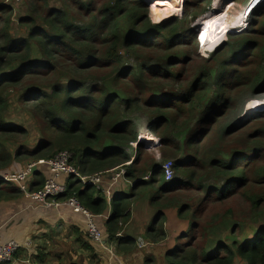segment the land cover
I'll use <instances>...</instances> for the list:
<instances>
[{
    "label": "trees",
    "instance_id": "1",
    "mask_svg": "<svg viewBox=\"0 0 264 264\" xmlns=\"http://www.w3.org/2000/svg\"><path fill=\"white\" fill-rule=\"evenodd\" d=\"M170 1L161 6L166 16L174 12ZM201 1L184 0L181 17L153 23L144 0H58L60 9L50 8V0H29L28 14L16 19L25 36L16 37L12 5L18 3L0 0V170L13 162L47 161L61 151L71 153L72 164L88 176L122 168L130 193L111 201L107 237L96 221L104 241H115L119 252H136L135 241L116 235L130 221L132 203L151 190L150 206L175 204L177 218L191 222L189 233L178 235L176 246L161 254L168 261L161 258L159 264H234L236 259L264 264V223L220 232L197 221L209 204L264 186V107L251 101L264 96V0L248 16L247 28L230 36L188 79L174 70L189 56L182 48L195 41L189 21L204 15L205 9L198 10ZM210 14L214 24L217 16ZM121 51L132 64L123 62ZM104 68L110 74L97 80ZM10 87L23 89L42 122L37 146L21 145L14 153L4 142L27 131L4 120L3 91ZM142 132L158 138L163 152L174 157L171 181L138 141ZM212 133L215 139L204 151ZM36 170L30 191L44 183ZM182 191L184 201L176 195ZM19 192L0 185V198H16ZM72 194L95 216L107 210L101 191L75 178L68 179L62 198ZM245 198L252 209L264 203L263 192ZM166 220L157 210L144 237L162 242Z\"/></svg>",
    "mask_w": 264,
    "mask_h": 264
},
{
    "label": "rangeland",
    "instance_id": "2",
    "mask_svg": "<svg viewBox=\"0 0 264 264\" xmlns=\"http://www.w3.org/2000/svg\"><path fill=\"white\" fill-rule=\"evenodd\" d=\"M49 2V0H47ZM109 0H105V2H108ZM250 0H238V1H232V0H210L208 5H206L205 1H201L198 5V10L201 11V9H205V12L203 13L200 19L197 23H192L190 18V26L193 27V31L196 32L195 41L193 43H187V45L182 48V52H186L189 56L185 59L184 62L179 63L177 65V68L174 70L179 73L181 76H185L188 79H190L194 72L198 69L205 67L206 63L204 62L205 59L208 58V56L214 52L221 44L227 43L230 41V36H236L237 30L245 29L247 28V23L243 26V17L242 14L245 11L248 3ZM16 2V1H15ZM145 2L149 6V20L153 23H159L161 21H165L168 18H171L172 16H178L180 13H182V6L184 4V0H171L168 2V5L172 12L170 15L166 16V13L163 12V9H161V6L165 4L166 0H145ZM18 8L16 12V18L13 19L12 28L11 31L13 32V36L16 37H24L26 30L24 27H19L17 25L16 19L17 17H22L23 15H27V6H29V0H18ZM50 8L53 9H60L61 6L59 5L58 0H50L49 2ZM158 10V11H157ZM179 10V11H178ZM212 13L214 16L216 15V20L213 24V21H209L208 17ZM212 16V15H211ZM181 17V16H178ZM190 16H188L189 18ZM197 18V17H196ZM210 18V17H209ZM226 24L227 26H237L239 24L238 29H230L226 32L227 29H225L222 34L221 38L218 41H210L212 43V46L209 47L206 45V43H202V38L204 39V36L206 33H210L211 31H217L221 29L222 27L226 26L223 24ZM213 24V25H212ZM212 25V26H211ZM242 25V26H241ZM209 27V28H208ZM207 37H210L207 36ZM121 54L123 55V62L125 64H132L133 60L130 57H126V53L124 51H121ZM110 74L109 69H102L95 74L96 79L98 80L100 77H105L106 75ZM39 82L38 80L34 79L33 83ZM185 82V81H184ZM36 85H39L37 83ZM19 90V91H18ZM22 88L19 87H10L7 90L5 89L3 91V96L7 101V108L3 113L4 119H9L10 121H20V125L23 127L27 132L26 136L23 138H20L18 140H11L8 142H11L13 146H10L6 148L7 151H10L11 153H14V151L21 147V145L25 148H33L36 147L38 144V141L40 140L42 134L40 132V126H41V120L38 118L37 113L32 109V104H30L25 98L27 96H24L22 92ZM126 93L128 95L131 94V88L126 90ZM264 98V96H259L253 100L252 102H255V107H258L259 105H262L264 102H258L259 99ZM27 101V102H25ZM250 102V101H249ZM251 102V103H252ZM247 105L244 107V110L246 109ZM259 108V107H258ZM244 114V113H243ZM6 124H8L6 122ZM11 125V124H8ZM29 134H31L29 136ZM144 136L143 138H141ZM138 141L142 143V145L145 147L146 151L149 155H151L156 163L160 165V168L162 170V166L164 164L171 163V168L174 174L173 170V163H174V157L169 154H165L160 147L158 138L151 137L148 132H142L138 136ZM215 139V133L210 134L203 142L202 147L205 150H207L211 144L213 143ZM5 143V142H4ZM228 143V141H226ZM62 152V151H61ZM71 154V153H70ZM130 154L133 157V152H130ZM56 156V155H55ZM72 156V154H71ZM44 161V160H43ZM29 163L32 161H23V162H13L8 169L0 170V172H15L17 171V168L21 164ZM36 163V162H34ZM84 165V161H83ZM122 169V168H121ZM123 170V169H122ZM124 172V171H123ZM111 178H112V174ZM108 176V175H106ZM174 176V175H173ZM104 175L102 176V182L99 184L100 190H102V185L104 181ZM148 174L145 175L144 179H147ZM110 178V189L112 186H114L119 181H125L123 178L119 181L112 183ZM123 185V182H121V185L119 186L118 190L121 191V187ZM109 186V183L105 184V189ZM92 187V186H91ZM114 186L113 188H115ZM130 187V185H129ZM94 188V187H93ZM112 188V189H113ZM111 189V191H112ZM264 193V186L263 187H252L247 190H239L238 194L235 195L232 198L225 199L222 201H219L218 203H211L208 205V207L202 212V214L198 217L197 221L200 223L201 227L208 228V225L210 224V227L213 226L212 229H232V227L236 226H242L243 229H248L249 226H260L264 223V203L260 206L259 210L257 208H253L251 206V203L246 200L245 196H251L253 194L258 193ZM102 193V192H101ZM129 194V190L126 192ZM150 195L142 198L143 200V208L140 204L134 205L137 201L133 202L130 208V215L132 213V220L131 225L136 224L137 227L143 226V229H146L149 224L151 223V219L154 216V214L157 212V210H160L163 212L165 216L169 217H176L177 221L175 222V225L177 226L176 229H187L188 225L191 223L189 219H178L176 216V211L178 206L175 204H167L166 202H163L160 204V208L152 207L150 206L146 200L148 197V202L151 198L154 197V192L151 190L149 191ZM103 195V194H102ZM177 196H180L181 200L184 201L186 198V194L182 192L176 193ZM194 196V194H191ZM105 198V197H104ZM112 203V202H111ZM153 204H155V201H153ZM167 206V207H166ZM262 214V215H261ZM261 215V216H259ZM259 216V217H258ZM131 219V218H130ZM133 220H136L134 222ZM168 221H164L165 223ZM165 223L163 224V229H165ZM125 229V228H124ZM238 229V228H237ZM189 231H187V234ZM143 241V240H142ZM164 251V250H162ZM165 255V254H164ZM164 255H158L157 261L161 260L166 262L168 259L165 258Z\"/></svg>",
    "mask_w": 264,
    "mask_h": 264
},
{
    "label": "crops",
    "instance_id": "3",
    "mask_svg": "<svg viewBox=\"0 0 264 264\" xmlns=\"http://www.w3.org/2000/svg\"><path fill=\"white\" fill-rule=\"evenodd\" d=\"M12 0H4L5 3L11 4ZM12 5V4H11ZM13 14L16 15L18 5L13 6ZM5 122L11 125H20V121H10L4 119ZM31 134H29L30 136ZM6 148L13 146L11 142H5ZM32 163V162H30ZM29 163L21 164L18 170L24 169ZM35 170L43 176L44 181L49 176L46 165H36ZM108 175V176H106ZM104 175L102 185L103 197H105L106 212L102 214L98 224L102 231L106 234L107 220L109 219L113 202L117 197L127 194L131 185L127 181H119L110 189V174ZM29 186L34 182L32 175ZM123 182L121 191L118 190ZM109 186L105 189V184ZM3 185V184H0ZM12 185V184H8ZM130 185V187H129ZM11 187V186H9ZM13 188L18 189L16 185ZM146 197V196H144ZM143 198V197H142ZM137 201L134 205L140 204L143 208V199ZM146 202L148 203V197ZM165 223V239L159 243H151L144 237L145 231L143 226L137 227L136 224L131 225V219L123 229L120 238H129L135 241L136 252H119L117 243L113 240H108L100 244H95L86 238V225L84 220L77 214H74L66 209H44L36 205L33 201L23 197L19 192L16 198H0V234L3 241L13 240L20 244L26 241H31L29 247L19 249L10 264H145V261H150L153 264L157 262V256L171 250L175 244V238L178 235L188 231V229H176V217H167ZM136 222V220H133ZM222 232V229H216ZM214 231H210L209 238L213 237ZM143 240V241H142ZM144 243L143 248L138 247V242ZM164 250V251H162ZM156 261V262H155ZM234 264H246L240 259H236Z\"/></svg>",
    "mask_w": 264,
    "mask_h": 264
},
{
    "label": "built area",
    "instance_id": "4",
    "mask_svg": "<svg viewBox=\"0 0 264 264\" xmlns=\"http://www.w3.org/2000/svg\"><path fill=\"white\" fill-rule=\"evenodd\" d=\"M18 3V0H15ZM263 0H250L245 11L242 14L243 26L247 23L248 16L257 8V5ZM242 26V25H241ZM246 26V25H245ZM242 28V27H241ZM238 29L240 32L242 29ZM264 107V104L261 105ZM46 165L49 176L45 179L40 189L30 191L29 183L31 180L32 171L37 168L36 165ZM165 181L169 182L173 179V171L171 163H166L162 166ZM123 170L121 168L115 169L110 172L112 174V183L117 182L123 178ZM103 174L85 175L81 174L77 168L72 164L71 154L67 151H62L56 156L47 161H37L36 163H29L24 169L15 172H0V184L3 185H16L23 197L33 201L36 205L44 209H66L70 212L79 215L86 225V238L92 243L100 244L104 242V234L97 225V219L101 216H95L87 209H85L79 199L72 194L71 196L62 198L67 192V181L69 178L77 179L81 185L92 186L99 190V184L102 182ZM106 197L109 200L108 191ZM116 237H121L117 234ZM31 241H26L20 244L16 241L9 240L3 241L0 234V264H10L13 261L15 253L22 247H29ZM146 245L138 242V247L143 248Z\"/></svg>",
    "mask_w": 264,
    "mask_h": 264
},
{
    "label": "bare ground",
    "instance_id": "5",
    "mask_svg": "<svg viewBox=\"0 0 264 264\" xmlns=\"http://www.w3.org/2000/svg\"><path fill=\"white\" fill-rule=\"evenodd\" d=\"M262 2H260L258 5H260ZM257 5V6H258ZM238 27H239V24L237 25V26H224V27H222L221 29H219V30H217V31H211L210 33H206V35L204 36V39L202 38V43H206V45L207 46H209V47H211L212 46V43H210V41H218L220 38H221V34H222V32L225 30V29H227L226 30V32L228 31V30H230V29H238ZM230 28V29H229ZM210 35V37H207V36H209ZM220 36V38H218ZM72 157V156H71ZM33 173V172H32ZM33 175V174H32ZM32 175H31V177H32ZM19 190V189H18Z\"/></svg>",
    "mask_w": 264,
    "mask_h": 264
},
{
    "label": "water",
    "instance_id": "6",
    "mask_svg": "<svg viewBox=\"0 0 264 264\" xmlns=\"http://www.w3.org/2000/svg\"><path fill=\"white\" fill-rule=\"evenodd\" d=\"M144 1H145V0H144ZM178 16H182V13H180V15H178ZM203 17H204V16H203ZM203 17H202V18H203ZM202 18H200V19H202ZM200 19H199V20H200ZM199 20H198V18L193 17V18L191 19V22H192V23H195L196 21L198 22ZM197 22H196V23H197ZM34 171H35V169H34L32 172H34Z\"/></svg>",
    "mask_w": 264,
    "mask_h": 264
},
{
    "label": "clouds",
    "instance_id": "7",
    "mask_svg": "<svg viewBox=\"0 0 264 264\" xmlns=\"http://www.w3.org/2000/svg\"><path fill=\"white\" fill-rule=\"evenodd\" d=\"M245 29H246V28H245ZM245 29H242L240 32L244 31ZM240 32H236V33H240ZM196 33H197V31H196Z\"/></svg>",
    "mask_w": 264,
    "mask_h": 264
}]
</instances>
